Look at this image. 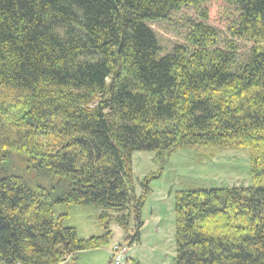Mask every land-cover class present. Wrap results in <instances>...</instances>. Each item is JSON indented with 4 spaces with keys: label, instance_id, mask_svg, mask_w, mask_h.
Instances as JSON below:
<instances>
[{
    "label": "trees",
    "instance_id": "trees-1",
    "mask_svg": "<svg viewBox=\"0 0 264 264\" xmlns=\"http://www.w3.org/2000/svg\"><path fill=\"white\" fill-rule=\"evenodd\" d=\"M194 147L248 151L253 185L177 191L172 264H264V0H0V264H78L114 225L112 264ZM140 152L159 170L136 185Z\"/></svg>",
    "mask_w": 264,
    "mask_h": 264
},
{
    "label": "rangeland",
    "instance_id": "rangeland-1",
    "mask_svg": "<svg viewBox=\"0 0 264 264\" xmlns=\"http://www.w3.org/2000/svg\"><path fill=\"white\" fill-rule=\"evenodd\" d=\"M228 9L219 4L211 6L209 17L213 24L226 18ZM221 16V17H220ZM150 152L135 153L133 156L134 178L139 181L157 173L159 166L153 162ZM250 175V156L248 151L238 149H220L213 147H194L177 151L170 157L169 166L162 177L150 184L143 210L145 227L141 242L129 249V257L135 264H172L176 255L175 248V193L196 188H231L252 186ZM67 211L57 207L56 214ZM99 210L91 207H71L68 226L75 227L79 236L89 239L104 232L99 224ZM114 235L108 245L80 255L78 264H110L111 245L123 239V231L112 225ZM126 264V262H124Z\"/></svg>",
    "mask_w": 264,
    "mask_h": 264
},
{
    "label": "built area",
    "instance_id": "built-area-1",
    "mask_svg": "<svg viewBox=\"0 0 264 264\" xmlns=\"http://www.w3.org/2000/svg\"><path fill=\"white\" fill-rule=\"evenodd\" d=\"M121 255H122V254H121ZM121 255H119V256H118V258H120V257H121Z\"/></svg>",
    "mask_w": 264,
    "mask_h": 264
}]
</instances>
